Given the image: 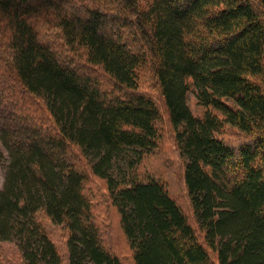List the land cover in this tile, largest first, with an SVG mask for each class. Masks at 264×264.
I'll return each instance as SVG.
<instances>
[{
  "label": "trees",
  "instance_id": "16d2710c",
  "mask_svg": "<svg viewBox=\"0 0 264 264\" xmlns=\"http://www.w3.org/2000/svg\"><path fill=\"white\" fill-rule=\"evenodd\" d=\"M0 144V264H264V0H0Z\"/></svg>",
  "mask_w": 264,
  "mask_h": 264
},
{
  "label": "rangeland",
  "instance_id": "374dc122",
  "mask_svg": "<svg viewBox=\"0 0 264 264\" xmlns=\"http://www.w3.org/2000/svg\"><path fill=\"white\" fill-rule=\"evenodd\" d=\"M189 103L192 105V108L199 113L202 110V106L200 104L197 103L196 99L194 98L193 94L189 95ZM1 149H3L4 153H2V157L7 158L8 157V153L7 151L3 148V146H1L0 144V151ZM163 155V154H162ZM163 157H165L163 155ZM164 158L161 157V161H163ZM178 166V165H177ZM176 165L174 166L177 167ZM5 176H6V161L5 159L2 160V162H0V189L3 187L4 185V181H5ZM109 241L108 244L111 246L112 244L116 247V245L118 246V249H122L120 252L128 255V245L127 243L124 244V240L123 236L120 234V231L117 229L116 226H113L112 228H109ZM57 239H59L58 244L60 245V247L62 249H64V242L61 238L57 237ZM112 241H115L118 244H114L112 243ZM3 249L6 250L5 255L10 256L11 258H13L14 260L17 258V254H16V249L13 245V243H4L3 244Z\"/></svg>",
  "mask_w": 264,
  "mask_h": 264
}]
</instances>
